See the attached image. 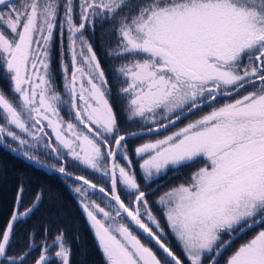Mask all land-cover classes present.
<instances>
[{
  "label": "snow or ice",
  "instance_id": "1",
  "mask_svg": "<svg viewBox=\"0 0 264 264\" xmlns=\"http://www.w3.org/2000/svg\"><path fill=\"white\" fill-rule=\"evenodd\" d=\"M105 24L107 55L122 61L112 77L135 131L121 130L94 50ZM57 42L63 92L52 68ZM0 78L12 94L0 89V144L75 182L104 264H264V0H0ZM199 160L187 182L156 201L177 254L147 196L169 169ZM29 191L20 184L0 222V264H70L64 230L49 241L45 228L37 242L34 226L13 248L43 200L41 190L26 203ZM97 192L103 207L90 198Z\"/></svg>",
  "mask_w": 264,
  "mask_h": 264
},
{
  "label": "trees",
  "instance_id": "2",
  "mask_svg": "<svg viewBox=\"0 0 264 264\" xmlns=\"http://www.w3.org/2000/svg\"><path fill=\"white\" fill-rule=\"evenodd\" d=\"M108 27L109 25L105 24L104 27L98 26L96 28L95 39L93 41L94 50L96 51L97 57L100 59L101 65L106 70V75L109 78L111 90L110 103H112L114 110L117 113L120 128L122 131L131 132L136 130V124L126 122V114L122 111L124 101L118 94V90L122 85L117 83L112 77V69L115 66H118L122 61L113 60L107 55V49L111 45L107 42V37L102 38V34ZM56 63L57 62H53L54 71L58 68V64L56 65ZM0 89L8 92V88L6 87L3 78H0ZM10 95H12L11 92ZM155 136L156 135H153L151 137ZM146 138H148V136L129 141L130 149L134 150L135 147ZM133 159L135 160L134 155ZM197 166L198 165L194 163L189 164L181 167L178 173L173 169H169L166 176H161L160 179L153 182L152 188L158 182H161V184L160 187H157L147 196L149 203H154V199L164 190L187 182L191 173L197 168ZM68 169L72 170L70 167ZM78 169L79 170L75 171L77 172L75 174H78V172H88L81 167H78ZM136 171L139 179L140 171L138 167L136 168ZM86 177L87 179H90L89 176ZM21 183L30 190L25 195L26 203L30 202L32 197L41 190L43 191V200L32 219L23 227H18L16 237H14V239L17 240L13 245L15 251L19 252L26 245L28 239L27 233L31 231L34 226L38 225L39 229L35 237L37 242L42 239L45 228L49 229V241H51L60 230H64L66 243L71 249L70 264H104L103 256L99 251L94 233L86 216L83 214L82 209L67 186L65 179H62L55 173H47L35 168L31 164L12 155L2 146H0V222H6L7 218L10 216L14 197ZM140 183L143 185L142 180H140ZM142 189L144 190L143 187ZM122 198L124 199L123 196ZM152 207L154 208V211L158 213L157 208L153 205ZM166 233L168 235V242L177 254H180L181 249L173 239L172 235L168 230ZM21 234H23V238L19 239ZM39 253L40 249L37 247L35 251L32 252V257H38ZM29 264H31V258ZM220 264H223V260H221Z\"/></svg>",
  "mask_w": 264,
  "mask_h": 264
},
{
  "label": "rangeland",
  "instance_id": "3",
  "mask_svg": "<svg viewBox=\"0 0 264 264\" xmlns=\"http://www.w3.org/2000/svg\"><path fill=\"white\" fill-rule=\"evenodd\" d=\"M76 22L79 23L78 18H77V21H76ZM85 35H88V33L86 32ZM59 52H60V49H59V43L57 42V45H56V47H55L54 54H53L52 68H53V62H57V63H58V66H57L58 68H57V70L54 71V68H53V71H54V73H55V83H56V86H57V90L63 92V73H62V70H61V68H60V55H59ZM55 54H57L56 57H54ZM4 82L6 83V87L8 88V92H5V91H4V92L7 93L8 95H10L9 82H8V80H6V79H4ZM243 94H244V93H241V95H243ZM10 96H11V95H10ZM220 103H223V101H220ZM209 110H210L209 108H204V109H203L204 112H207V111H209ZM61 115L64 116L65 120L68 119V113H67L66 110H65L64 112H62ZM195 118H196L195 116H189L187 119H182L179 123L176 124V126H175L174 128L170 127L167 131H163V132H164V133L162 132L163 134L160 133L161 135H160L159 137H157V136H155V137H148V138H146V139H143L142 142L139 143L138 145H140V144L146 142L148 139L162 138L164 135H168L170 132L175 131V130H177V129L180 128V127H183L184 124L188 123L189 120H191V119H195ZM2 122H3V121L0 120V123H2ZM135 127H137V125H135ZM136 130H137V128H136ZM10 142H11V141H10ZM13 145H14V146H13ZM138 145H137V146H138ZM11 146L15 148L17 145H16L15 142H11ZM137 146H136V147H137ZM33 152H34V154H36V155L39 156V158H40L41 161L46 162V164L48 163L49 166H51V165H53V164H56V165L58 166V162H57V160H56L54 157L46 156V155L44 154V150H33ZM136 163H137V167H138V163H139V161L136 160ZM194 164L198 165L197 168H199V167L203 166V161H202V160H199V161H197V162L194 163ZM68 168H69V167H68ZM70 168H71L72 170H69V169H67V170H68L70 173H73V175L85 176V177H86V176H89L90 179H92L91 181H92L93 183H95V184H97V185H101V186H103V185L105 184V182L100 178V176H99L98 173L93 174V173H91L90 171L87 170V171H88L87 173L78 172V174H75V173H77V172H75V171L79 170L78 167H70ZM197 168H196V169H197ZM82 169H83V168H82ZM194 170H195V169H194ZM139 171H140V170H139ZM86 178H87V177H86ZM88 179H89V178H88ZM90 179H89V180H90ZM94 181H96L97 183L94 182ZM65 182H66L67 186L69 187V189H70L72 195L75 197V199H76V201H77V203H78V197H77V195L72 191V188L76 186L75 182L72 181V180H65ZM157 184H161V182L156 183V185H157ZM156 185H155V186H156ZM178 185H179V184H178ZM178 185H175V186H178ZM175 186H172V187H175ZM172 187H170V188H172ZM170 188L164 190L161 194H159V195L154 199V203H149V205H151L150 207H151V210H152L153 214L157 217L158 220L161 219V220H159V221H160V223H161V226L165 229V233L167 232V230H168L169 233H170V230H169L168 228H166V227H167V222H166L165 218L163 217V209L161 208V206H160L159 204L156 203V201L158 200V198H159V197H160L165 191H168ZM142 190H143V189H142ZM152 192H153V191H152ZM100 195H101V194H99V193L97 192L96 195L91 196L90 198H91V199H96V200H97V203H101V206L103 207L104 204H103V203L101 202V200H100ZM123 197H124V199H126V202H127L128 197H126V196H123ZM152 205L155 206V207L157 208L158 213H156V212L154 211V208L152 207ZM162 220H163V221H162ZM89 225H90V224H89ZM166 234H167V233H166ZM172 237H173V236H172ZM225 238H226V237H225ZM173 239L175 240L174 237H173ZM167 240H168V235H167ZM175 242L177 243L176 240H175ZM177 245H178V244H177ZM54 251H55V248L52 250V252H54ZM205 263L207 264L206 261H205Z\"/></svg>",
  "mask_w": 264,
  "mask_h": 264
},
{
  "label": "water",
  "instance_id": "4",
  "mask_svg": "<svg viewBox=\"0 0 264 264\" xmlns=\"http://www.w3.org/2000/svg\"><path fill=\"white\" fill-rule=\"evenodd\" d=\"M161 132H163V130H162ZM153 135H155V134H153ZM142 137H143V136H142ZM0 146H2L4 149H6L7 151H9L12 155H14V156H16V157L22 159L23 161H25V162L31 164V165L34 166L35 168L40 169V170H43V171H45V172H47V173H55V174H57V175L60 176L59 173H56L55 171L51 170L50 167H49V168H41V167H39V166H37V165L31 163V162L28 161L27 159H25V158H24L22 155H20L19 153L10 151L8 148L4 147L2 144H0ZM13 148H14V147H13ZM45 164H46V163H45ZM46 165H48V164H46ZM48 166H49V165H48ZM74 176H78V175H74ZM72 181H73V180H72ZM157 185H160V184H157ZM157 185L154 186V187L152 188V189H153L152 191H154V190L157 188Z\"/></svg>",
  "mask_w": 264,
  "mask_h": 264
},
{
  "label": "flooded vegetation",
  "instance_id": "5",
  "mask_svg": "<svg viewBox=\"0 0 264 264\" xmlns=\"http://www.w3.org/2000/svg\"><path fill=\"white\" fill-rule=\"evenodd\" d=\"M56 56H57V54L54 55V57H56ZM57 64H58V63H56V65H57Z\"/></svg>",
  "mask_w": 264,
  "mask_h": 264
}]
</instances>
